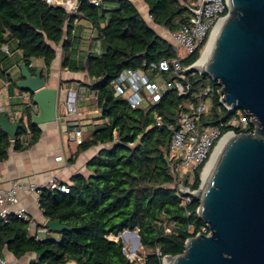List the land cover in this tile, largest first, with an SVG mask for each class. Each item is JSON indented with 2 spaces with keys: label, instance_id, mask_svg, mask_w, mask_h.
<instances>
[{
  "label": "trees",
  "instance_id": "16d2710c",
  "mask_svg": "<svg viewBox=\"0 0 264 264\" xmlns=\"http://www.w3.org/2000/svg\"><path fill=\"white\" fill-rule=\"evenodd\" d=\"M78 1V11L69 13L45 0H0V50L15 41L33 74L38 69L31 67V61L43 60L40 70L45 76L61 46L64 69L87 70L92 79L89 87L97 93L100 119L104 120L79 144L78 152L106 145L87 163L89 175L76 174L67 182L69 193L45 188L39 195L44 217L69 229L57 232L58 238L36 239L28 234V222L11 218L0 226V254L5 249L17 259L35 254L29 264H163L165 256L183 254L189 238L208 232H203L207 225L198 214L200 201L191 196L190 202L183 204L174 186L169 160L173 129L201 100L210 102L202 127L218 125L231 115L221 103L220 85L210 76L192 71L186 74L190 92L168 89L159 103L146 109L131 107L116 95L114 80L126 69L146 71L153 63L172 58L173 47L148 25L130 0H103L98 6L89 0ZM143 1L153 22L169 32L178 31L191 18L180 0ZM78 19L90 22L101 42V52L89 53L85 68L72 57ZM199 57L200 52H195L183 64L190 66ZM208 86L212 92L201 98ZM32 112L26 107L20 118L22 129L14 141L0 127V162L8 159L11 149L24 152L40 140L42 130L32 124ZM202 169L195 171L193 190L200 187ZM125 230L138 232L146 251L142 262L128 257L121 238H111Z\"/></svg>",
  "mask_w": 264,
  "mask_h": 264
},
{
  "label": "water",
  "instance_id": "95a60500",
  "mask_svg": "<svg viewBox=\"0 0 264 264\" xmlns=\"http://www.w3.org/2000/svg\"><path fill=\"white\" fill-rule=\"evenodd\" d=\"M228 3L209 64L190 71L198 70L220 85L221 103L231 108L230 115L248 111L260 127L255 133H232L212 164L207 184L195 196L210 234L189 238L184 253L165 256L163 264L166 258L170 264H264V0ZM20 68L22 79L16 86L32 99V124L65 121L61 85L50 87L42 71L33 74L26 63ZM0 127L14 141L22 123L0 113ZM45 226L52 232L69 229L60 221L46 220Z\"/></svg>",
  "mask_w": 264,
  "mask_h": 264
},
{
  "label": "built area",
  "instance_id": "2783aa9c",
  "mask_svg": "<svg viewBox=\"0 0 264 264\" xmlns=\"http://www.w3.org/2000/svg\"><path fill=\"white\" fill-rule=\"evenodd\" d=\"M45 1L51 6L63 7L69 13H76L79 8L78 0ZM180 1L186 7L191 18L178 31L173 33L168 31V41L171 43L175 55L172 58H164L157 63H153L146 71L126 69L113 82L116 95L126 99L133 108L146 109L152 104L159 103L164 92L168 89H175L180 94L190 92L192 86L186 74L204 56L213 36L229 14L228 0ZM89 2L98 6L103 0H89ZM2 50L7 55H11L7 45H4ZM198 51L200 52L199 59L194 64L185 66L183 61ZM165 75L172 77V79L165 78ZM210 92H212V88L208 86L200 93V97H208ZM76 98L77 94L75 92H69L65 106L67 115L77 112ZM225 107L229 112L231 111L230 107ZM191 108V112L181 116L178 128L173 129L170 143L169 160L175 178L174 186L178 195L183 198V204L189 203L190 197L197 195L198 189L193 190L191 187L195 180V171L200 166L204 168L210 162L225 135L236 133L235 129H239L240 133H246L244 130H248L250 127H253V130L247 133H255V130L260 127L256 116L245 110H240V112H237V110L231 115L230 119L226 118L218 125L202 127V116L208 110L207 101L201 100L196 107L192 106ZM0 113L7 114L13 122L20 120L23 116V114L20 115L14 112L12 107L0 108ZM157 121V125L161 126V118L157 117ZM225 128H229V130L224 132ZM169 129L172 128L169 127ZM75 135L76 142L81 144L83 139H78L81 131L76 130ZM2 163L0 162V166ZM186 179L188 183L185 182ZM45 188L62 193L70 192L69 184L61 181L58 176H52L39 185L20 179L13 180L9 187L0 185V226L8 224L11 218L24 220L29 223L28 234L39 239L37 233L34 235L31 233L33 224L31 212L27 206L22 204L21 194L35 195L37 197V205L40 207L39 195ZM41 231H48V228L45 226L44 230ZM203 232H207V235L210 234L208 226L203 229ZM111 238L114 239L112 236ZM117 238L120 239L119 236ZM125 248L126 245L124 243V250ZM0 264L20 263L19 261L10 262L0 254Z\"/></svg>",
  "mask_w": 264,
  "mask_h": 264
},
{
  "label": "crops",
  "instance_id": "0c3cea01",
  "mask_svg": "<svg viewBox=\"0 0 264 264\" xmlns=\"http://www.w3.org/2000/svg\"><path fill=\"white\" fill-rule=\"evenodd\" d=\"M138 8L149 7L143 0H130ZM139 9V8H138ZM140 11V10H139ZM152 20V18H151ZM73 39L74 60H78L82 67H87V56L91 52H101V42L98 33L90 22L85 19H78L76 22ZM165 29V28H164ZM168 31V30H167ZM11 55H7L0 50V108L12 107L14 112L24 114L26 107L31 106L32 99L28 93H21L17 86L13 85V79H22L20 66L24 63L21 51L17 49V43H9ZM63 50L61 46L57 48V57L50 68L46 70L45 76L50 87L62 88V116L65 121L43 124L40 126L42 134L40 140L29 150L16 152L13 149L9 152V157L0 166V185L9 187L16 179L35 184H42L52 176H58L63 182H70L71 177L76 174L89 175L87 163L106 145L98 144L86 151L78 152L79 144L76 142L75 131L80 130L83 141L91 137L92 133L104 123L100 118L101 111L97 103V93L89 87L92 83L87 70L78 72L63 68ZM31 65L38 70L44 68L42 59H34ZM7 80V81H6ZM69 92L77 94V112L67 115L65 106ZM92 123V129L85 131L84 124ZM37 197L33 194H21V202L27 206L32 217V235L38 234L39 239L47 237L58 238L57 232L44 230L46 218L36 202ZM40 230V231H39ZM2 256L8 261H19L8 250H4ZM29 256V264L36 256L29 253L22 259Z\"/></svg>",
  "mask_w": 264,
  "mask_h": 264
},
{
  "label": "rangeland",
  "instance_id": "374dc122",
  "mask_svg": "<svg viewBox=\"0 0 264 264\" xmlns=\"http://www.w3.org/2000/svg\"><path fill=\"white\" fill-rule=\"evenodd\" d=\"M142 16L145 18V20L147 21L148 25L153 28L162 38L168 40L169 38V35H168V31L166 29H164L163 27L159 26V25H156L153 23V21L151 20V16L149 15L148 12H146L147 10V7H141V6H138ZM146 9V10H145ZM193 73H197L199 72L198 70H193L192 71ZM200 73V72H199ZM14 81L16 82V80L13 79V85H14ZM17 83V82H16ZM15 86V85H14ZM77 100V99H76ZM77 102V101H76ZM208 104H210V102L208 101L207 102ZM237 112H240V110H238ZM96 121H100V118H97ZM92 126L93 124L90 123V124H84V127L83 129L85 131H88L89 129H92ZM213 157V156H212ZM211 161V160H210ZM208 166V163L205 165V167ZM205 167L203 168L202 170V175H201V184H200V187L198 189L201 190L202 186H204V180H203V174H204V171H205ZM206 184V183H205ZM198 194V192H197ZM114 237V239H118L117 237L115 236H112ZM119 237L123 240V242L125 243L126 245V248H125V251H126V254L128 255V257L132 260H137L138 262H142L145 254H146V251L142 248V246L138 243V240L136 238V234H135V231H130V230H125L123 231ZM4 257V256H3ZM29 256H27L25 259H20L19 260V263L20 264H26V261H29ZM36 257V256H35ZM34 257V258H35ZM26 260V261H25Z\"/></svg>",
  "mask_w": 264,
  "mask_h": 264
},
{
  "label": "bare ground",
  "instance_id": "6f19581e",
  "mask_svg": "<svg viewBox=\"0 0 264 264\" xmlns=\"http://www.w3.org/2000/svg\"><path fill=\"white\" fill-rule=\"evenodd\" d=\"M214 40H215V38L212 39V42L210 43L206 53L201 58V60L197 63L196 66L198 68L204 69V67L207 66V64H209V62H210L209 60H210V56H211V51H212V48H213ZM232 137H233L232 133L226 134L225 137L220 142L219 146L217 147L216 152L214 153L211 161L208 163V166L206 167V169L204 171V174H203L204 185H206L207 182H208V177H209V173H210V170H211L213 162L215 161V159L217 158V156L219 155L221 150L224 148V146L229 142V140ZM170 262H171V260L169 258H166L165 261H164V264H170Z\"/></svg>",
  "mask_w": 264,
  "mask_h": 264
}]
</instances>
